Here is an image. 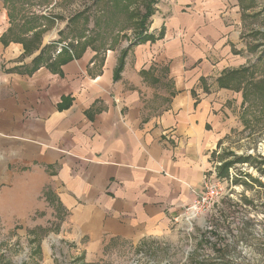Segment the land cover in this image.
Listing matches in <instances>:
<instances>
[{
    "label": "crops",
    "instance_id": "1",
    "mask_svg": "<svg viewBox=\"0 0 264 264\" xmlns=\"http://www.w3.org/2000/svg\"><path fill=\"white\" fill-rule=\"evenodd\" d=\"M3 4L0 156L7 167L33 173L13 181V191L39 198L49 190L66 212L64 237L86 238L87 246L166 232L202 191L220 109L239 98L216 82L223 69L246 61L232 52L240 48L230 19L238 5L165 0L151 17L154 39L127 43L89 34L64 39L75 22L36 35L46 24L15 22ZM50 45L59 51L46 54ZM202 78L212 82L209 93Z\"/></svg>",
    "mask_w": 264,
    "mask_h": 264
},
{
    "label": "rangeland",
    "instance_id": "2",
    "mask_svg": "<svg viewBox=\"0 0 264 264\" xmlns=\"http://www.w3.org/2000/svg\"><path fill=\"white\" fill-rule=\"evenodd\" d=\"M50 1L3 0V5L15 22L24 21L30 28L46 24L47 30L40 29L36 35L72 22L73 16L75 24L63 32L64 39L89 34L99 42L110 36L115 42L122 37L128 43L140 32L150 34L151 17L165 2L57 0L58 5L46 14L38 12ZM228 2L239 7L236 16L230 17L240 46L232 47V52L246 61L221 74L247 67L248 85L243 93L231 81L235 77L227 75L224 83L232 85L219 86L239 98H227L220 109L219 139L206 171V182L214 175L218 180V195L209 204L184 209L161 234L136 241L111 238L87 246L86 238L64 237L61 226L66 212L49 190H41L39 198L28 189L13 191V181L28 180L33 173L7 167L0 156V264H264V0ZM78 12L82 16L76 19ZM127 47L119 51L117 64ZM51 49L52 45L47 46L45 53L59 51V47ZM201 82L209 93L212 82L208 78Z\"/></svg>",
    "mask_w": 264,
    "mask_h": 264
},
{
    "label": "trees",
    "instance_id": "3",
    "mask_svg": "<svg viewBox=\"0 0 264 264\" xmlns=\"http://www.w3.org/2000/svg\"><path fill=\"white\" fill-rule=\"evenodd\" d=\"M79 13H81V12H78V14H76L75 16H76V19L80 16L79 15ZM79 15V16H78ZM82 16V15H81ZM80 16V17H81ZM147 16V15H146ZM71 19H73L72 20V22H74L75 21V19H74V17L72 16L71 17ZM71 21H69V22H67V25H68V23L70 24V23H72ZM143 25V24H142ZM152 39H154V35L153 34H146V33H142V32H140V33H138V35L135 37V39L133 40V42L132 43H141V42H145V41H147V40H152ZM47 46H45V48H46ZM42 49H44V48H42ZM62 51H64V52H67V50L66 49H62ZM68 57H69V55H67L66 57H63V58H59L58 59V64L61 62V61H65L66 59H68ZM40 56H37V57H35L34 58V63L36 64V63H38L39 61H40ZM123 62H124V57H122L121 59H120V61H119V64H118V66H117V68H116V70H115V77L118 75V73H119V71H120V69L122 68V65H123ZM248 70V68L247 67H242V68H240V69H236V70H233V71H229V72H225V73H222L219 77H218V86H221V87H229L230 85H232V83H228L229 84V86H228V84H225L224 83V80H225V78L227 77V75L228 76H232V77H235V78H233V79H231V81H233V83L235 84L236 83V88H237V90H239V89H241V91L244 93V90H245V87L248 85V78H245V75H246V71ZM233 84V85H234ZM237 86H239V87H237ZM236 90V89H235Z\"/></svg>",
    "mask_w": 264,
    "mask_h": 264
},
{
    "label": "built area",
    "instance_id": "4",
    "mask_svg": "<svg viewBox=\"0 0 264 264\" xmlns=\"http://www.w3.org/2000/svg\"><path fill=\"white\" fill-rule=\"evenodd\" d=\"M206 181L207 180L205 179L203 189L201 192H199L196 200H194L193 203L185 208V212L193 208L195 205L209 204L213 200V198L218 195L220 185L218 180L215 178V175L212 176V178H210L208 182Z\"/></svg>",
    "mask_w": 264,
    "mask_h": 264
},
{
    "label": "bare ground",
    "instance_id": "5",
    "mask_svg": "<svg viewBox=\"0 0 264 264\" xmlns=\"http://www.w3.org/2000/svg\"><path fill=\"white\" fill-rule=\"evenodd\" d=\"M188 223V222H187Z\"/></svg>",
    "mask_w": 264,
    "mask_h": 264
}]
</instances>
